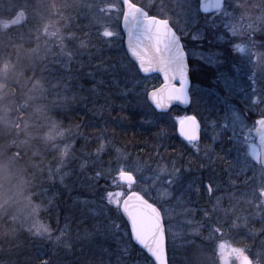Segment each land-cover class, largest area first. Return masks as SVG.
Instances as JSON below:
<instances>
[{
    "label": "rangeland",
    "instance_id": "obj_1",
    "mask_svg": "<svg viewBox=\"0 0 264 264\" xmlns=\"http://www.w3.org/2000/svg\"><path fill=\"white\" fill-rule=\"evenodd\" d=\"M134 1L140 2L139 5L149 13L171 20L178 29L191 65V108L181 114L178 110L161 114L163 112L151 107L155 114L148 120L153 122L155 119L163 126L161 129L165 130L163 135L166 150L171 145L179 159L182 157L178 153L179 147L184 146L188 152L197 156L199 163L175 162L170 155L172 152L168 153L170 151L163 149L159 153L158 146L153 149L154 154L161 156L156 162H144L136 156L135 149L128 152L120 146L113 149L104 146L106 149L103 147L94 159L105 162L104 156L109 158L113 152L110 158H113L114 163H107L108 173L104 179L112 180L121 166L125 170H133V175L137 178L131 187L127 184L117 187L112 182L110 185L114 187L113 191H136L142 195L148 191L149 195L146 197L157 200L158 207L162 206L168 228L166 238L169 264H186V257L191 252L193 262L196 261L200 245L204 248L203 242L208 243L207 249L216 248V252L214 249L210 251L211 256L213 252L215 255L212 264H221L217 246L222 240L229 241L233 247L244 248L254 264H264V246L260 247L259 243L252 242L253 235L260 228L254 229L250 224L251 220L252 224L257 220H264V208L259 206L261 201L251 194L264 184V176L259 164L246 155L248 145L257 144L255 121L264 113V57L258 58L252 54L264 53V29H261L264 24V0H225L222 9L212 13L202 12L199 0ZM14 3L13 0H0V21L14 18L19 10H24L27 19L25 25L15 26L11 30L13 36H8L11 35L7 31L9 27L0 29V41H15L14 46L18 49L13 55V63L10 60L0 61V137L3 140L2 144L0 142V211L12 210L15 223L28 230L31 227L35 233L36 228L45 224L38 216V205L29 194V182L23 179L22 170L15 162L17 155L12 146L20 139L32 143L44 139L53 142L51 148L59 147L63 151L67 146L66 156H69L75 144V140L70 138L74 132L61 128L50 115L43 114L41 109L46 105H39L45 98L49 100L45 96L51 89L46 87L48 83L37 82L34 93L28 95L27 91L25 98L23 70L16 73L13 66L23 64L19 54L24 52V30L28 33V39L43 41L49 47L44 49L41 56L43 59L52 54L51 45H56L58 60H68V55L62 48L63 39L70 37V34L67 32L66 18L52 0H22L18 9L13 8ZM105 4L108 16H118L119 12L109 10L108 6L122 7L120 0H111L109 4ZM248 24L256 31H245ZM232 28L237 31L235 36L230 31ZM249 35L255 42L254 45L249 41ZM238 43L249 45L251 51L246 49L243 54L235 52L233 45ZM48 61L49 59L46 60ZM139 74L141 75L140 72ZM54 85L56 86L55 83ZM137 93L143 96L144 89H139ZM143 100L149 102L147 97ZM190 115L195 116L199 123V151L178 133L180 120ZM164 119L166 124L161 121ZM35 123L44 130L43 133L31 130L30 126ZM224 124H227L226 128L223 127ZM164 152L167 156L165 158L162 157L165 156ZM66 156H61L54 169L47 168V174L50 175L52 169L58 173L62 167L60 162ZM84 160L91 163L90 157ZM72 165H76V161L72 160ZM73 166L65 175L58 173V177L63 179L64 176H70ZM162 166H167L169 170L173 167L179 169V183L170 187L157 183L155 177ZM205 182V190L202 191L201 185ZM161 187L168 188L170 193L164 199H160ZM31 203L38 208L34 224L31 220H26ZM66 241L71 244L69 240ZM195 241L201 242L199 245H192ZM54 246L62 249L56 260L60 256L64 260L71 251V247H65L63 243H54ZM5 253L6 263L0 261V264L24 263V258H14L11 250ZM233 264H237V261L233 260Z\"/></svg>",
    "mask_w": 264,
    "mask_h": 264
},
{
    "label": "trees",
    "instance_id": "obj_2",
    "mask_svg": "<svg viewBox=\"0 0 264 264\" xmlns=\"http://www.w3.org/2000/svg\"><path fill=\"white\" fill-rule=\"evenodd\" d=\"M52 1L59 6L62 16L66 18L70 37L63 39L62 50L71 55H68V60H58V55L55 54L57 46L51 45L52 54L43 59L42 53L49 47L43 41L28 39V33L24 30V52L19 50L23 64L13 66V69L16 73L23 70L24 96L27 91L28 95L34 93L37 82L48 83L46 87L51 89L45 96L49 100L45 98L39 106L46 105L41 109L43 114L50 115L61 128L73 130L70 138L75 140L69 156L60 162L62 167L58 173L65 175L66 171H70L72 160L76 161V165L73 166L72 174L62 179L58 177L56 170L53 171L61 160L62 152L59 147L51 148L53 142L41 139L32 143L20 139L12 147L17 155L15 162L23 173L21 176L29 182V194L40 209L39 218L43 224L53 229L63 228L67 224L64 239L71 242V251L64 260L61 256L56 260L62 249L56 248L46 237L35 236L25 227H19L12 217V210L5 211L3 206L0 211V261L6 263L5 252L11 250L14 258H24L23 264H45V261L47 264H153L148 254L130 238V225L125 215L117 212L115 206L109 205L104 199L107 192H114V187L110 185L113 180L104 179L108 173V164L114 163L113 158H110L113 152L109 158L104 156L105 162L94 158L101 144L111 149L120 146L128 152L135 149L136 156L144 162H156L161 158L157 152L153 153V149L158 146L159 153L166 150L163 135L165 130L161 129L163 126L155 119V122L148 120L155 114L154 108L143 100L149 89L161 83V77L155 74L142 78L133 67L134 62L124 46L120 25L122 13L119 12L115 17L108 16L105 11V3L109 4L111 0ZM13 2V8L18 9L22 0ZM26 23L27 19L19 25ZM15 26L18 25L8 28L7 31L11 34L8 36L14 35L11 30ZM105 27L114 33L111 38H104L99 34ZM1 28L3 27L0 26ZM82 42L84 46H81ZM14 43L15 41L5 39L0 41V61L10 60L13 63V55L18 50ZM141 88L144 89L143 96L137 93ZM192 104L188 107L175 105L169 111L174 113L178 110L181 114L190 109ZM161 121L166 124L165 119ZM30 127L31 130L44 132L38 123ZM2 141L0 137L1 144ZM170 146L166 151L172 152L170 155L175 162L199 163L197 156L188 152L184 146L179 147L178 153L182 157L178 159ZM163 154L165 156L162 157H167L165 152ZM83 157H90L91 163L86 162ZM51 167L52 173L48 175L46 169L51 170ZM96 173H100V176L97 177ZM206 183L201 185L200 190H205ZM195 193L198 194L197 191ZM117 199L122 201L123 198ZM149 201L153 202L152 199ZM113 223L119 225V228H113ZM250 224L254 229L260 228L253 235L252 242L263 247L264 220H257L253 224L251 220ZM6 232L9 235L15 232L16 235L6 239ZM200 242H192V245H199ZM203 244L204 248L196 246L199 249L197 260L193 264H212V259H215L216 248L207 249L208 243ZM211 250L214 251L212 256Z\"/></svg>",
    "mask_w": 264,
    "mask_h": 264
},
{
    "label": "snow or ice",
    "instance_id": "obj_3",
    "mask_svg": "<svg viewBox=\"0 0 264 264\" xmlns=\"http://www.w3.org/2000/svg\"><path fill=\"white\" fill-rule=\"evenodd\" d=\"M120 3L122 7L115 5H109L108 7L109 10L114 9L123 15L125 27L128 29V47L132 56L135 57L133 67L136 68L137 73L159 71L164 75V85L147 93L148 98L158 109L163 107V101L165 100L177 99L188 102L187 65L184 45L181 42V36L178 35V29L169 18L149 15L145 8L135 3L134 0H120ZM222 7L221 0H202L200 4V9L205 12L212 9L219 11ZM261 29H264V24L261 25ZM244 30L256 31L251 24H248ZM230 31L233 36L237 34L235 28L230 29ZM99 34L104 38H111L114 35L107 27L103 28ZM249 41L254 45L255 42L251 40V35H249ZM81 46H84L83 42ZM246 49L251 51L250 46L244 43L233 45V50L240 54H243ZM252 54L258 58L264 57V53ZM68 55H71V53H68ZM177 76L180 79V88H176L171 83ZM236 118L238 119V117ZM180 125L181 136L199 151V123L196 117H183L180 120ZM255 125L259 144L250 143L246 155L259 164L262 176H264V113L261 114L260 119L255 121ZM223 127L226 128L227 124H224ZM102 150L103 144L100 145L97 151ZM66 155L67 146L61 152L62 157ZM136 171H139V169H136ZM96 175L99 177L100 173H96ZM136 179L133 170H125L123 166L118 169L117 175L112 178L113 184L117 187L125 183L131 187L136 183ZM179 180L180 170L175 167L169 170L167 166H162L159 168V174L155 177L157 183L167 184L169 187L179 183ZM209 190H211V186H209ZM251 194L261 201L259 206L264 208V184L257 190H253ZM147 195H149L148 191H145L144 195H141L140 192H131L126 198H123L125 194L122 192H107L104 199L107 200L109 205H114L117 212H122L127 217V222L130 224V238L146 251L149 258H154L153 264H167L165 236L168 228L166 227L165 212L162 206H157V200L149 202V199L145 198ZM159 195L160 199L169 196L168 188L161 187ZM117 197H122V201ZM37 211L38 208L31 203L26 214V220H31L34 224ZM57 223H59V220H57ZM112 227L118 229L119 225L113 223ZM67 230V224L63 228L58 227L56 229L44 225L36 228L34 235L46 237L56 244L63 243L65 247H71V244L64 239ZM29 231H32L31 227ZM15 235V232L11 235L6 232L4 237L7 239ZM217 252L221 264H233V260L237 261L238 264H254L244 248L233 247L227 240L220 241ZM45 264H47V261H45ZM186 264H193L192 252L187 255Z\"/></svg>",
    "mask_w": 264,
    "mask_h": 264
},
{
    "label": "water",
    "instance_id": "obj_4",
    "mask_svg": "<svg viewBox=\"0 0 264 264\" xmlns=\"http://www.w3.org/2000/svg\"><path fill=\"white\" fill-rule=\"evenodd\" d=\"M224 1L225 0H221V3H222V5H224ZM201 2H202V0H200V4H201ZM200 7V6H199ZM201 10V9H200ZM202 12H204V13H211V12H214V11H216L215 9H212V10H210V11H208V12H205V11H203V10H201ZM25 19H26V13L24 12V10H20L17 14H16V16L14 17V18H12V19H8V20H1L0 21V25L2 26V27H4V28H7V27H9V26H11V25H15V24H19V23H22V22H24L25 21ZM121 27H122V30H123V33H124V46H125V49H126V51H127V53H128V55H129V57L131 58V60L135 63V57H133L132 56V53H131V51H130V49H129V47H128V40H129V37H128V29L125 27V23H124V19H123V15H122V18H121ZM179 35V34H178ZM181 42H182V40H181ZM182 44H183V42H182ZM184 51H185V49H184ZM185 62H186V65H187V92H188V102H184L183 100H177V99H174V100H171V101H167V100H165V101H163V107L162 108H156V106L152 103V101L148 98V96H147V99H148V101H149V103L156 109V110H158V111H161V112H166V111H168L172 106H174V105H180V106H182V107H187V106H189V104L191 103V96H190V86H191V77H190V65H189V61H188V56H187V53H186V51H185ZM141 73V75H143V76H151V75H154V74H159L160 76H161V78H162V83L160 84V85H158L157 87H155V88H152V89H150L147 93H149V92H152L154 89H159V88H161L163 85H164V83H165V80H164V75H163V73H161V72H159V71H152V72H149V73H143V72H140ZM171 83L173 84V85H175V87L176 88H180V79H179V77L177 76V78L176 79H174V80H172L171 81ZM191 116V115H190ZM190 116H186V117H190ZM197 120V119H196ZM180 124H179V127H178V131H179V134H180ZM254 131H255V129H254ZM255 134H256V142H257V144H259V139H258V136H257V133H256V131H255ZM198 135H199V129H198ZM180 136H181V134H180ZM183 137V136H182ZM184 138V137H183ZM185 139V138H184ZM186 140V139H185ZM126 184V183H125ZM134 185V184H133ZM131 192H136V191H131ZM131 192H129V193H127L126 194V196L128 195V194H130ZM142 195V194H141ZM126 196L124 197V198H126ZM146 198V197H145ZM147 199V198H146ZM149 202H151V201H149ZM126 217V216H125ZM126 219H127V217H126ZM130 225V224H129ZM140 246V245H139ZM141 247V246H140ZM165 248H166V257H167V264H169L168 263V255H167V238H166V236H165ZM146 252V251H145ZM246 254L248 255V253L246 252ZM250 257V256H249ZM251 258V257H250ZM153 260H154V258H152ZM237 264H238V262H237Z\"/></svg>",
    "mask_w": 264,
    "mask_h": 264
},
{
    "label": "flooded vegetation",
    "instance_id": "obj_5",
    "mask_svg": "<svg viewBox=\"0 0 264 264\" xmlns=\"http://www.w3.org/2000/svg\"><path fill=\"white\" fill-rule=\"evenodd\" d=\"M19 24H21V23H19ZM19 24H18V25H19ZM16 25H17V24H16ZM219 49H220V48H219Z\"/></svg>",
    "mask_w": 264,
    "mask_h": 264
}]
</instances>
